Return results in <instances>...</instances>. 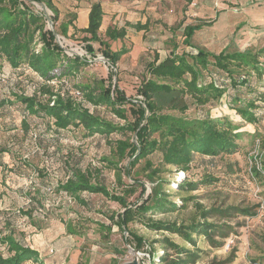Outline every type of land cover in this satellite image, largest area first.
Here are the masks:
<instances>
[{"label": "rangeland", "instance_id": "374dc122", "mask_svg": "<svg viewBox=\"0 0 264 264\" xmlns=\"http://www.w3.org/2000/svg\"><path fill=\"white\" fill-rule=\"evenodd\" d=\"M58 2L62 7L69 0ZM188 3L191 4L190 0L184 3L185 8ZM214 3L216 16L213 20L200 21L186 14L184 9L180 21L172 25L160 21L157 34L152 39H158L160 34H164L163 29L168 34L172 31L173 37L162 40V44L155 43L156 40L151 41V46L142 50L139 56L132 51L135 55L124 56L113 64L98 44L93 46L91 43L92 49L89 50L87 42L79 35L64 37L60 34V20L65 17L61 15L63 11L59 9L57 18H54L44 3L31 1L29 4L36 11L44 12L46 27L56 32L55 41L65 54L83 58L85 61L78 71L63 76L67 84L58 80L47 82L40 77L27 76V79L18 82V86L21 89L23 87L26 94L32 92L44 98L39 89L47 85L57 93L56 96H69L80 106L90 107L93 114L122 126L134 119L137 105L145 107L137 88L150 77L148 63L156 55H161V58L168 56L176 51L177 46H180L179 52L200 48L197 43H191V46L183 44L180 30L186 23L198 25V29L199 25L209 26L217 21L216 30L222 34L221 37L227 44L212 47L215 53L221 50L251 48L261 53L259 64L264 65V0H216ZM164 4L162 2L161 6ZM171 7L172 4L168 3L164 8L170 10ZM223 12L226 13L225 17L219 22L218 17ZM174 45L177 46L173 47ZM108 83L111 85L109 94L112 100H116L120 91L118 88L127 97L123 107L126 110L125 117L114 112L109 105L95 104L88 98L87 95L96 97ZM2 87L4 86L0 85V89ZM251 87L259 89L264 97V73ZM74 89L81 91V98L72 94ZM193 111L194 109L190 110L191 115ZM6 114L9 119L13 117L16 123L19 122L20 116ZM42 119V116L36 115V121L47 126L46 120ZM5 122H9L8 118ZM4 123L0 128V134L5 136L2 138L4 141L0 138V253L6 254V244L1 242V237L9 232L24 245L36 249L42 258L56 257L57 262L66 264H151L148 240L164 233L176 242L183 243L176 234L148 229L139 220L130 222L125 231L113 222L119 221L121 216L118 213L123 210L122 205L101 193L83 191L81 196L87 203L83 204L64 191L56 190V182L66 169L65 166L77 165L82 170L89 171L92 183L102 184L112 193H124V190H128L125 194L128 203L141 202L154 184L145 176L148 173L145 158L139 159L128 169L129 173L124 171L127 157L118 162L119 169H115L114 164L107 160L114 161L118 158L114 153L117 139L128 137L131 141L135 140L131 130L116 129L109 133L83 134L81 127L73 125L59 133L43 128L37 141H31L26 130H11ZM1 124L0 122V126ZM242 124L243 134L236 140L238 148L235 152L215 156L196 153L188 170L162 172L170 183L179 177H187L188 180L209 177L215 180L200 184L197 189L189 192L188 194L195 197L186 201L184 206L173 211L152 214L155 219L188 222L199 216L198 203L205 209L229 204L249 205L254 209L255 213L251 216L237 215L227 221L233 231L220 247L210 245L205 238L199 236L197 245L203 251L195 264H264V108L259 114L257 124ZM34 126H29V137H32ZM4 128L7 130L3 133L1 130ZM160 158L159 151L147 156L153 165L160 163ZM252 167H257L261 175H256L251 170ZM140 183H143L144 192H141ZM172 189L176 191V188ZM181 193L187 195L183 191ZM171 197L176 202L182 200L177 193ZM219 219L218 215L209 218L218 223L225 220ZM101 225H109L110 231ZM136 236L144 237L145 241L137 245ZM187 245L190 246L188 243ZM153 247L158 251L161 249L158 243H154Z\"/></svg>", "mask_w": 264, "mask_h": 264}, {"label": "trees", "instance_id": "16d2710c", "mask_svg": "<svg viewBox=\"0 0 264 264\" xmlns=\"http://www.w3.org/2000/svg\"><path fill=\"white\" fill-rule=\"evenodd\" d=\"M31 1L44 3L52 16L57 18L58 9L52 0H0V85L4 86L0 89V128L8 118L9 122L4 123L6 127L20 132L26 130L31 141H37L43 128L59 133L73 125L81 127L83 134L109 133L116 129L131 130L135 140L131 141L128 137L117 139L114 153L118 158L114 161L107 160L114 164L115 169H119L118 162L127 157L124 171L129 173L128 169L139 159L145 158L148 168L145 176L154 183L146 198L141 202L128 203L125 196L128 190H124V193H112L104 185L92 183L89 171L82 170L77 165L65 166L66 169L56 182V190L64 191L83 204H87L81 196L83 191L101 193L122 205L123 210L118 213L121 216L119 221L113 222L125 231L130 222L139 220L148 229L176 234L183 240V243H178L164 233L151 241L146 239L150 247L151 264H195L203 251L197 245L199 236L214 247L222 246L225 238L233 231L227 221L237 215L251 216L255 213L252 206L229 204L205 209L198 203L199 216L188 222L155 219L152 214L184 206L186 201L195 197L189 192L197 189L200 184L215 180L209 177L201 180L179 177L170 183L162 172L188 170L196 153L215 156L235 152L238 148L236 140L243 134L242 123H258L259 114L264 108V97L259 89L251 86L264 73V65L259 64L261 53L251 48L221 50L218 53H210L201 48L179 52L180 48H177L168 56L160 58L156 55L148 63L150 77L137 88L145 107L137 105L134 119L117 126L93 114L88 107L80 106L69 96H56L57 93L47 85L39 89L44 98L32 92L26 94L23 87L21 89L18 86L19 81L27 79V76L34 78L37 74L45 80L62 79L64 75L78 71L85 61L65 54L55 41L56 32L46 27L44 12L36 11L29 4ZM101 19V4L96 0L90 5L86 27L77 28L69 18L60 22V34L64 37L79 35L87 42L89 50L92 49V42L97 43L105 56L116 64L127 49L123 46L116 50L110 48L109 42L99 34ZM70 26L72 31L69 30ZM146 26V23L134 24L138 29ZM197 26H185L182 33L184 45L191 46L189 38ZM123 34L122 30L117 31L115 28H108L105 32L109 39ZM110 87L108 83L96 97L87 96L95 104L109 105L114 112L125 117L126 110L123 107L127 97L117 86L120 91L116 100H112ZM250 93L253 95H249ZM52 96L55 97L51 104ZM193 109L191 115L190 110ZM6 113H14V117L20 116L19 122L16 123L13 117L9 119ZM36 115L42 116L47 126L45 123H38ZM29 126H34L32 137L28 134ZM5 130L7 128L1 132L4 133ZM4 137V134H0L2 141ZM156 151L161 154L160 163L153 165L147 156ZM251 170L256 175H261L257 167H252ZM140 185L141 192H144L143 183ZM172 188H176V191ZM181 191L187 195L184 196ZM176 193L181 195L180 202L171 197ZM216 215L225 220L220 223L209 220ZM101 226L110 231L109 225ZM135 238L137 245L145 241L142 236ZM1 242L6 244V254L0 253V264H45L36 249L24 245L13 233L5 234L1 237ZM154 243L159 244L161 252L153 247Z\"/></svg>", "mask_w": 264, "mask_h": 264}, {"label": "crops", "instance_id": "0c3cea01", "mask_svg": "<svg viewBox=\"0 0 264 264\" xmlns=\"http://www.w3.org/2000/svg\"><path fill=\"white\" fill-rule=\"evenodd\" d=\"M52 1L58 10L60 9L63 11L61 15L65 17L60 20L61 22L67 21L71 18L72 25L77 28H83L88 24L90 5L96 0H90L89 2L85 0H69V3L65 2L62 7L60 2H58L60 0ZM215 1L216 0H190L191 4L188 3L187 8H185L184 3H186L187 0H99L102 8L99 34L104 40L109 42L112 50L119 49L121 46L127 49V51L121 55V59L124 56L129 57L134 54L132 51H135L136 55L139 56L138 54H141L142 50L151 46V41L156 40L155 43L162 44V40H165L166 38V40H168V38L173 37L172 31L171 34H168L167 30L163 29L164 34H160L158 39H152L155 38L157 34V25L160 21L172 25L175 22L180 21V17L183 16L182 10L184 9V12H187L186 14H189L200 21L213 20L216 16V8L214 7ZM162 2L165 4L171 3L172 7L170 10L164 8L165 4L164 6H161ZM225 14L226 13L223 12L219 15V22L221 18L225 17ZM135 23H146L147 26L138 29L134 27ZM187 24L188 23L185 25ZM189 24L193 25L192 23ZM185 25L181 26V34L183 33ZM217 25V21H214L209 26L199 25L198 29H195L189 38L190 44L197 43L201 49L210 53H215L212 47L227 44L224 42V38L221 37L222 34L216 30ZM108 28H115L117 31L122 30L124 34L121 37L109 39L105 35ZM69 30L72 31L71 26L69 27ZM159 30L161 31V29ZM183 39L184 36L182 34V41ZM92 44L94 46V44L97 43L92 42ZM178 47L180 46H177V48ZM157 51H160V49H157ZM159 57L161 58V55ZM39 255L41 256L40 253ZM43 261L45 264L54 262V264H66L65 262H57L56 257L48 258L43 256Z\"/></svg>", "mask_w": 264, "mask_h": 264}, {"label": "built area", "instance_id": "2783aa9c", "mask_svg": "<svg viewBox=\"0 0 264 264\" xmlns=\"http://www.w3.org/2000/svg\"><path fill=\"white\" fill-rule=\"evenodd\" d=\"M194 51H196V50H194ZM36 77H40V79L42 78L43 80H45L43 77H41L40 75H36ZM59 82H63L64 84H67V80H65V78H62V79H57ZM45 81H47V82H55L56 80H45ZM72 94L75 96V97H77V98H81V91L79 90V89H74L73 91H72ZM53 98H54V96H52V100H51V104L53 103ZM88 109H89V111L91 112V109H90V107H88Z\"/></svg>", "mask_w": 264, "mask_h": 264}, {"label": "water", "instance_id": "95a60500", "mask_svg": "<svg viewBox=\"0 0 264 264\" xmlns=\"http://www.w3.org/2000/svg\"><path fill=\"white\" fill-rule=\"evenodd\" d=\"M132 264H136V262H133Z\"/></svg>", "mask_w": 264, "mask_h": 264}]
</instances>
